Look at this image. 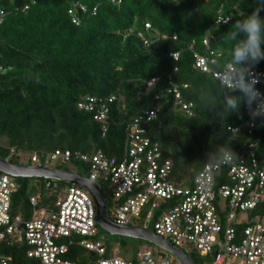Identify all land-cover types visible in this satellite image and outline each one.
Listing matches in <instances>:
<instances>
[{
    "label": "trees",
    "instance_id": "1",
    "mask_svg": "<svg viewBox=\"0 0 264 264\" xmlns=\"http://www.w3.org/2000/svg\"><path fill=\"white\" fill-rule=\"evenodd\" d=\"M252 4L253 0H0V62L8 69L0 75V157L15 164L23 152L102 151L119 157L127 124L153 109L159 114L147 124V133L159 144L163 159L172 163L170 180L176 186H193L205 165L223 157L222 149L237 152L254 144L258 152L264 151V117L254 118L250 133L248 107L241 104L237 111L226 105V97L241 93L228 92L214 77L231 59L235 41L227 33L242 13H251ZM78 5L86 11L80 12ZM70 11L77 13L78 25ZM220 18L229 21L218 22ZM173 54L179 55L177 61ZM196 54L215 59L210 73L196 66ZM254 72L264 73V60ZM171 84L184 103L192 104L190 114L181 110ZM258 88L264 94V85ZM85 97L114 98L105 136L92 115L78 108ZM229 128L242 129L234 135ZM80 166L76 165L79 172L87 175ZM16 181L13 209L26 214L31 196L42 191L45 180H37V185L32 179ZM102 190L109 202L104 185ZM248 219L236 226L238 234L248 225L263 223L264 201L248 212ZM26 251L19 244L7 247L9 264H39ZM200 259L203 264L211 261Z\"/></svg>",
    "mask_w": 264,
    "mask_h": 264
},
{
    "label": "built area",
    "instance_id": "2",
    "mask_svg": "<svg viewBox=\"0 0 264 264\" xmlns=\"http://www.w3.org/2000/svg\"><path fill=\"white\" fill-rule=\"evenodd\" d=\"M78 6L80 12L86 11L84 6ZM69 13L78 25L77 13ZM228 21V18L218 20ZM210 40H204V45L209 47ZM172 56L176 61L179 58L178 54ZM195 58L201 71L211 72L209 65L215 59L198 54ZM257 74L259 82L255 87L263 94L258 86L264 85V73ZM214 77L218 79L217 72ZM155 82L151 80L148 86ZM171 85L181 110L190 114L192 104L184 103L178 88ZM113 101V97L107 100L85 97L78 103V108L90 113L100 125L103 136L108 133ZM158 114L159 109L146 111L127 124L124 149L119 157H107L102 151L94 155L69 150L34 152L30 156L31 166L44 167L45 158L73 167L82 165L87 175L79 170L72 173L106 187L110 198L109 202L106 200L107 213L114 223L130 228L152 226L156 235L174 246L183 250L189 245L202 258L209 257L208 264H264V224L248 225L242 234L236 230V226L248 223V212L264 201V151L258 152L254 144L247 150H229L238 159L226 162L222 157L205 165L193 186H176L170 180L172 163L163 159L159 144L148 136L146 129ZM251 118L252 122L246 126L250 133L254 128ZM240 129L229 128L234 135ZM16 179L0 172V264H9L6 250L14 244L25 246L27 257L39 264H173L171 257L149 250L137 253L135 260L109 256L105 244L96 239L101 228L96 202L77 185L44 179L42 191L30 198L29 212H16L13 209L19 190Z\"/></svg>",
    "mask_w": 264,
    "mask_h": 264
},
{
    "label": "clouds",
    "instance_id": "3",
    "mask_svg": "<svg viewBox=\"0 0 264 264\" xmlns=\"http://www.w3.org/2000/svg\"><path fill=\"white\" fill-rule=\"evenodd\" d=\"M250 6L253 8L251 13H242L243 18L236 20L227 33L229 40L235 41V44L230 50L231 59L223 70L217 72V77L228 92L241 93L239 96L226 97L228 109L238 111L240 105L245 104L255 118L264 117V94L255 87L259 77L254 72L256 65L264 60V17L261 16L264 0H253ZM221 151L226 162L238 159L234 152Z\"/></svg>",
    "mask_w": 264,
    "mask_h": 264
},
{
    "label": "water",
    "instance_id": "4",
    "mask_svg": "<svg viewBox=\"0 0 264 264\" xmlns=\"http://www.w3.org/2000/svg\"><path fill=\"white\" fill-rule=\"evenodd\" d=\"M7 71L8 69L4 68L0 62V75L5 74ZM0 172L15 178L56 180L66 184L80 186L93 196L97 205L98 223L103 230L109 232L111 235L130 237L137 240L151 242L161 250L173 255L179 264H196L195 260L184 250L174 246L170 241L156 235L150 229L130 228L114 223L107 213L106 197L101 187L83 175L47 166L33 167L17 165L12 163L9 157L6 159L0 157Z\"/></svg>",
    "mask_w": 264,
    "mask_h": 264
},
{
    "label": "rangeland",
    "instance_id": "5",
    "mask_svg": "<svg viewBox=\"0 0 264 264\" xmlns=\"http://www.w3.org/2000/svg\"><path fill=\"white\" fill-rule=\"evenodd\" d=\"M31 154L29 153H20L19 158L17 159V165H24V166H31L33 165L30 161ZM11 160V159H10ZM47 162L43 164V166H48L51 168L59 169V170H65V171H77L80 170L78 167H73L68 164H60L58 161H49V158H45ZM12 162V161H11ZM13 163V162H12ZM15 164V163H14ZM38 166L39 164H34ZM81 167V166H80ZM82 171H84L83 167ZM38 179L34 178L32 179V184H36V181ZM102 188V187H101ZM106 188V187H105ZM264 224V220H263ZM139 227V226H137ZM148 229L151 231L153 230L152 226H148ZM96 239L103 244L108 249L109 256H121L127 260H135L137 258V253L139 252H145V251H152L155 252V254L160 256H170L172 258L173 264H179V262L174 258L173 255H168L167 252L161 250L158 246L155 244L145 241V240H137L130 237H124V236H117V235H111L109 232L103 230L102 228L99 229V232L97 234ZM183 250L189 255L193 256L192 258L194 260H198V264H203L201 261V256L199 252L195 249H191L189 245L185 246ZM196 263V262H195Z\"/></svg>",
    "mask_w": 264,
    "mask_h": 264
}]
</instances>
